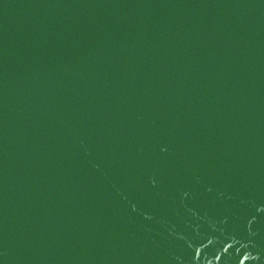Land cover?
<instances>
[{"label":"water","instance_id":"1","mask_svg":"<svg viewBox=\"0 0 264 264\" xmlns=\"http://www.w3.org/2000/svg\"><path fill=\"white\" fill-rule=\"evenodd\" d=\"M0 264H264V0H0Z\"/></svg>","mask_w":264,"mask_h":264}]
</instances>
